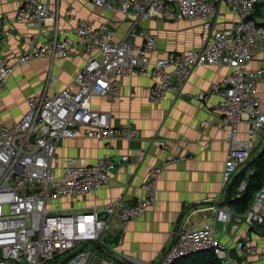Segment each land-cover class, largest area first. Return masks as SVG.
Listing matches in <instances>:
<instances>
[{
	"label": "built area",
	"instance_id": "built-area-1",
	"mask_svg": "<svg viewBox=\"0 0 264 264\" xmlns=\"http://www.w3.org/2000/svg\"><path fill=\"white\" fill-rule=\"evenodd\" d=\"M92 1L96 6L134 17L121 40L114 41L115 30L109 23L95 25L80 20L75 28L76 38H59L58 29L52 42L39 44L36 34L15 63H0L3 90L17 65L26 64L31 58L70 56L75 46L88 55L74 77L76 90L67 87L55 94H32L27 97L28 110L19 121L0 124V264H90L99 248L106 251L104 243L113 219L130 221L156 204L160 175L185 156L167 158L152 166L143 184V194L133 200L119 195L101 209L77 211H70L63 202L102 189L110 181L111 170L131 160L129 154L120 158L105 154L87 164L68 157L58 171L57 148L63 139L92 138L105 141L110 147L114 139L140 138L137 127L115 125L111 112L96 109L92 103L94 96L118 97L125 77L152 75L149 99L157 102L173 91L175 80L183 86L198 66L231 68L225 83L211 89L221 97L218 110L222 117L217 126L228 129L223 187L251 158L252 143L239 137L241 123L249 122L251 132L264 137V102L259 94L262 71L249 68L256 53L264 50V0ZM223 2L238 19L219 27ZM53 14L41 0H26L14 20L42 25ZM150 19L203 21V44L154 59L157 34L137 28L140 21ZM7 20L3 18V22ZM207 94L197 97L206 99ZM143 159L144 155L138 157ZM246 186L247 182L242 183L236 197ZM242 222L255 229L264 226V183L245 212L237 213L230 205L221 204L204 225L176 231L173 244L156 264H177L206 251L213 252L222 264H233L232 248L219 234L226 232L229 224L236 231ZM233 243L243 255L256 251V246L242 239H234Z\"/></svg>",
	"mask_w": 264,
	"mask_h": 264
},
{
	"label": "crops",
	"instance_id": "crops-1",
	"mask_svg": "<svg viewBox=\"0 0 264 264\" xmlns=\"http://www.w3.org/2000/svg\"><path fill=\"white\" fill-rule=\"evenodd\" d=\"M25 1L0 0V63H15L36 34L39 44L52 42L58 29L59 38L66 35L76 38L75 28L80 20L95 25L109 23L115 30L114 41L121 40L134 22L133 16L96 6L92 0H41L54 14L42 25H30L14 20L16 11ZM3 18H8L7 22H3ZM237 19L230 7L221 3L218 26L229 25ZM137 28L157 34L154 59L170 51H188L203 44L204 25L200 20L150 19L140 21ZM87 58L85 50L75 46L70 56L34 57L26 64L17 65L6 87L0 90V124L12 125L19 121L28 110L27 97L32 94H55L67 87L76 90L74 77ZM249 68L262 71L259 94L264 102V50L256 53ZM230 72L228 66H198L183 86L175 80L173 91L157 102L149 99L154 82L152 75L125 77L118 97L94 96L92 103L96 109L111 112L115 125L137 127L140 138L114 139L110 147L105 141L86 137L63 139L59 143L58 171L68 157L87 164L105 154L117 158L129 154L131 157L129 162L111 170L110 181L102 189L81 198L65 199L64 205L70 211L101 209L119 195L133 200L143 194V184L152 166L167 158L186 157L162 172L157 202L144 215L130 221L113 219L104 243L106 251L99 248L90 264H156L173 244L176 231L204 225L224 203L231 188V182L223 187L222 181L229 150L228 129L217 126L222 117L218 110L221 97L211 89L214 85H223ZM200 93H208L207 98L199 99ZM202 122L207 123L202 126ZM239 137L252 143V153L236 174L246 165L255 163L264 152V137L251 132L249 122L241 123ZM140 155H144L142 161L138 160ZM246 180L241 182L239 190ZM219 237L231 246L233 264H264V226L255 229L242 222L239 229L233 231L229 224L228 230ZM234 239L251 243L256 251L250 256L243 255L234 248Z\"/></svg>",
	"mask_w": 264,
	"mask_h": 264
},
{
	"label": "trees",
	"instance_id": "trees-1",
	"mask_svg": "<svg viewBox=\"0 0 264 264\" xmlns=\"http://www.w3.org/2000/svg\"><path fill=\"white\" fill-rule=\"evenodd\" d=\"M253 169V172L249 171ZM247 179V186L242 191L239 197L236 195L239 192L238 187L241 182ZM264 183V152L258 157L255 163L246 165V167L236 174L231 181V188L227 198L223 204L230 205L237 213H243L251 204L255 193L262 187ZM263 227V226H262ZM177 264H222L221 260L211 251L198 253L192 256L183 258Z\"/></svg>",
	"mask_w": 264,
	"mask_h": 264
},
{
	"label": "rangeland",
	"instance_id": "rangeland-1",
	"mask_svg": "<svg viewBox=\"0 0 264 264\" xmlns=\"http://www.w3.org/2000/svg\"><path fill=\"white\" fill-rule=\"evenodd\" d=\"M253 198H254V197H253ZM252 201H253V199H252ZM252 201H251V202H252Z\"/></svg>",
	"mask_w": 264,
	"mask_h": 264
}]
</instances>
